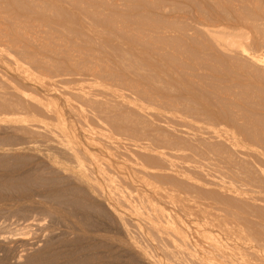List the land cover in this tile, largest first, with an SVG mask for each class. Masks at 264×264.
Listing matches in <instances>:
<instances>
[{
	"label": "rangeland",
	"instance_id": "374dc122",
	"mask_svg": "<svg viewBox=\"0 0 264 264\" xmlns=\"http://www.w3.org/2000/svg\"><path fill=\"white\" fill-rule=\"evenodd\" d=\"M263 56L264 0H0V264H264Z\"/></svg>",
	"mask_w": 264,
	"mask_h": 264
},
{
	"label": "bare ground",
	"instance_id": "6f19581e",
	"mask_svg": "<svg viewBox=\"0 0 264 264\" xmlns=\"http://www.w3.org/2000/svg\"><path fill=\"white\" fill-rule=\"evenodd\" d=\"M159 51H160V50H159ZM164 59H165V58H164ZM258 61H259V62H260V61H264V56H263L261 59H257V62H258ZM151 64H152V63H151ZM160 152H161V151H160ZM184 176H186V175H184ZM132 207H133V206H132ZM132 207H131V208H132ZM133 208H134V207H133ZM131 210H132V209H131ZM191 213H192V212H191ZM204 263H205V262H204ZM154 264H155V263H154ZM205 264H206V263H205Z\"/></svg>",
	"mask_w": 264,
	"mask_h": 264
}]
</instances>
